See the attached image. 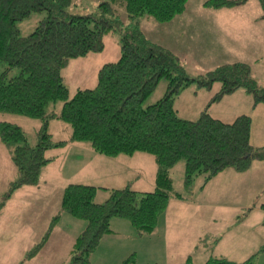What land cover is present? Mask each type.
<instances>
[{"label":"trees","instance_id":"1","mask_svg":"<svg viewBox=\"0 0 264 264\" xmlns=\"http://www.w3.org/2000/svg\"><path fill=\"white\" fill-rule=\"evenodd\" d=\"M264 17V0H258ZM73 0H0V112L39 119L37 141L30 145L17 125L0 121V141L10 145L11 159L18 177L11 181V192L38 183L41 169L52 160L46 152L64 146L54 140L49 121L59 119L71 126L70 140L87 142L101 155L114 157L137 151L153 156L156 163L155 188L139 192L128 186L108 190L104 202H94L97 188L79 183L67 184L61 194L60 209L26 258L34 256L49 239L60 216L66 213L85 221L75 238L67 264H91V253L103 235L109 233L113 217L127 219L138 234L152 232L171 197L183 199L197 177L207 183L225 168L242 172L253 160H264V146L250 142L251 117L237 116L224 122L210 115L208 107L221 97L243 90L253 105H264V84L255 81L247 63L226 62L191 77L179 57L153 42L140 29V18L152 17L169 23L182 14L187 0H103L99 15H73L67 10ZM247 0H205V8L233 7ZM124 7L128 22L116 16ZM35 11H45L35 29L21 36L16 22ZM118 32L120 53L115 61L96 69L93 87H78L72 96L65 84L63 68L71 59L89 57L105 48L104 36ZM88 59V58H87ZM90 63V58L88 59ZM17 68L18 73L9 76ZM160 79L167 80L164 95L155 103L142 106ZM219 88L198 117L180 116L174 107L176 96L191 83ZM61 100V110L50 109ZM183 161V191H174L171 169ZM203 184V185H204ZM2 205V204H1ZM132 255L120 264H133ZM180 264H193L190 258ZM203 264H257L253 256L241 262L210 257Z\"/></svg>","mask_w":264,"mask_h":264},{"label":"rangeland","instance_id":"2","mask_svg":"<svg viewBox=\"0 0 264 264\" xmlns=\"http://www.w3.org/2000/svg\"><path fill=\"white\" fill-rule=\"evenodd\" d=\"M101 1L103 0H73L67 10L73 15H99L98 4ZM204 1L187 0L186 8L180 14L181 16L174 17L167 24L159 23L152 17L144 15L140 18V29L151 41L168 50H170L169 42H171L168 36L174 39L175 33L181 30L179 27L187 31L182 38H176L180 44L178 42L174 45L176 54L172 52L182 59L181 64L191 77H196L226 62L241 61L249 64L252 77L263 85L264 19H258L262 9L259 1L247 0L239 7L224 11L222 16L224 19L230 17L240 23L236 26V30H231L232 33H238L235 36H230L232 42L227 45L223 41L224 48L215 46V40L213 37L211 39L209 22L213 13L211 9L202 5ZM45 15V11H35L17 21L16 27L19 34L21 36L29 35ZM116 16L121 20L122 25H126L129 20L124 7H117ZM192 22L198 24H194L193 29L190 30L187 25ZM248 33H254L255 39L248 41ZM118 39V32H111L104 36L105 48L101 52H93L88 55L89 57H79L68 62L62 73L70 96L78 87L96 85V69L105 62L115 61L119 56ZM248 48L252 50L246 52L245 50ZM87 58H90V63ZM1 69L2 67H0ZM17 73L18 69L15 68L8 75L13 76ZM219 85L220 83L216 82L210 89H206L198 87L193 82L176 96L174 107L181 116L186 117L189 114H186L185 111L191 113L198 107L206 105L216 92V86ZM166 87L167 80L160 79L152 93L143 101L142 106L145 107L159 100L164 95ZM248 96L251 98L249 94ZM190 102L193 104L188 106ZM51 105L50 109L58 113L61 110L62 101L58 100ZM214 105L217 106L218 103ZM186 108L187 110H185ZM194 117L196 118L193 116L192 119ZM0 121H7L19 126L27 136L30 145H34L37 141V129L41 125L39 119L0 112ZM48 131L54 140L71 141L69 136L71 126L64 121L50 120ZM252 142V145L258 146L264 140L254 136ZM9 148L12 149L10 145H5L0 141V264H67L70 257L69 251L78 233L84 229L85 221L61 213V217L45 245L34 256L26 258L27 252L41 241L46 232L51 213L55 211V206H59L62 192L55 187L56 180L44 181L40 174L37 184L22 186L11 192L10 196L4 200L11 181H15L18 177ZM47 152L46 156H48ZM151 156L145 154L139 160L154 173L153 165H156ZM178 162L171 174L173 190L183 191V161ZM250 166L242 172L234 168H225L205 184L202 177H197L190 191L182 192L183 199L172 197L169 199L164 211L165 224L161 220L158 235L137 236L134 240L131 233L135 229L130 225V221L115 217L110 222V229L117 234L108 239L106 236L110 232L103 235L97 245L102 244L99 252L94 250L91 253V264H106V259L110 257L119 260L127 255L133 256V264H173L175 260L172 258L180 255L182 248L192 253L194 264L202 263L205 260V255L200 259L201 262H198L197 254L202 251V242L207 241L208 243L209 241L208 238L199 235L202 228L204 232L212 231L214 236L219 237L220 249L229 253L224 254L227 259H236L241 262L247 257L253 256L255 263L264 264V160H253ZM71 172L73 171H68V173ZM75 177L77 178V176ZM45 200H50V203L47 205ZM104 201L100 195L94 198V202L97 203ZM176 216H180V218H175ZM168 218L170 221L168 230L177 232L169 233L167 237L163 235V231L167 230ZM27 221L28 224H26ZM28 226H31L29 232L26 231ZM245 234L248 235L245 236ZM261 235H263L262 239H256ZM196 238L198 239L197 250L193 247ZM238 238L241 241L246 240L243 246L236 243ZM125 244H128L130 248L119 256L121 247L123 248ZM232 248L236 249V254ZM167 251L172 253V258L167 256ZM213 251H216V247Z\"/></svg>","mask_w":264,"mask_h":264},{"label":"crops","instance_id":"3","mask_svg":"<svg viewBox=\"0 0 264 264\" xmlns=\"http://www.w3.org/2000/svg\"><path fill=\"white\" fill-rule=\"evenodd\" d=\"M239 6H241V5L233 6V7H221V8H215V9L209 8V9H211V11L213 13V15H211L210 22H209L210 30H211L210 36H211V39L213 37V39L215 40V46H217L219 48H224L225 47L224 42L228 45L229 43L232 42L230 40V36H235L236 34H238L237 32H236V34L232 33L231 30H234V29L236 30L237 29L236 26L239 25L240 23L232 20V18H230V17H227V19H224L222 16L224 15V11H226L227 9H233V8L239 7ZM219 13H222V14H219ZM258 19H264L262 9H261L260 15L258 16ZM194 24H198V23L192 22V24L187 25V28H189L190 30L193 29ZM179 28H181V30L178 31L177 33H175L174 39L172 37L168 36L171 39V42H169L170 43L169 49L173 52L175 51L174 45L179 42V41L178 42L176 41V38L177 37L182 38L184 36V33L187 32L182 27H179ZM247 39H248V41L254 40L255 39L254 33H248ZM263 39H264V36H263ZM245 42H247V41H245ZM179 44H180V42H179ZM250 50H252V49L248 48L245 51L249 52ZM179 60L181 61L182 59H180V57H179ZM233 62H236V61H233ZM244 63H246V62H244ZM216 87H217V89H216V91H217L219 86H216ZM215 103H218V105L215 106L214 105ZM215 103L211 104L208 107V112L210 113L211 116H213V117H215L221 121H224V122H232L237 116L242 115V114H247L251 117L250 142H252V139L254 136H258L259 139L264 140V105L263 104L253 105L252 98H249L248 94L245 93L243 90H237L231 94L224 95L223 97H221V99H219ZM220 103H223V105H220ZM192 104L193 103L190 102L188 104V106H190ZM188 106H187V108H188ZM204 106L205 105L198 107L196 109V111H193L191 113L189 111H185V113L189 114V115H186V117L185 116H182V117L188 118V119H192L193 116L197 117ZM187 108L185 110H187ZM236 110H239V111H236ZM178 114L180 115L179 112H178ZM255 118H256V120H255ZM194 119H195V117H194ZM48 126H49V124H48ZM70 135H71V131H70L69 136ZM253 146H255V147L264 146V142L259 143L258 146L257 145H253ZM49 151H51V152H49ZM47 153H48L47 157H51L52 160L50 162H48L41 169V173H40L41 178L44 181L50 180V179L56 180L57 183H55L54 185L61 192L63 191L64 187L69 183H79V184H85V185H92V186H95L97 188L95 198L97 195H100L105 200L108 197V193H109L108 190L114 189V188H122V187L128 186V187H130L134 190H137L139 192H147V191H151L155 188V173L157 170L156 166L153 165V167H154V173H153L152 169H150V170H149V168L147 169L144 166V164L142 162H140V160H139L140 158L143 157V155H145V154L149 155L148 153H145V152L137 151V152L130 154V155L119 154L117 156L110 157V156H104V155H101V154L95 152L93 150V148L90 146V144L87 142L70 141V142H67L62 147H58V148H55L53 150H48ZM151 157L154 160L153 156H151ZM153 160H151V161H153ZM155 165H156V163H155ZM251 165H252V163H251ZM69 170L73 171V172L68 173ZM172 170H173V168L170 171L171 174H172ZM75 176H77V178ZM172 198H174V197H172ZM175 199H177V198H175ZM45 201H46L47 205L50 203V200H45ZM170 201H172V200H170ZM175 201L179 202L181 200H175ZM182 201H184V200H182ZM59 209H60V201H59V206L58 207L55 206V211L53 213H51L50 221H51L52 217L59 212ZM22 217H24V216H22ZM60 217H61V213H60L58 220L60 219ZM114 218L115 217L111 218L110 222ZM175 218H180V216H176ZM24 219L25 218H23V220ZM163 219H165L164 212L159 216L155 229L150 233L138 234L136 229L132 226V224H130L136 231V232L134 231L133 233H131L132 238H134V240H135V238L137 236L158 235L159 231H160L159 230L160 229V223H161V220H163ZM58 220H57V222H58ZM50 221H49V223H50ZM57 222H56V224H57ZM28 223L29 222L27 221L26 224H28ZM163 223L165 224V220H163ZM169 223H170V221L168 218L167 219V230L164 229V231H163V235H165L167 237H168L167 234L177 232V231H169L168 230V229H170ZM30 230H31V226L26 227L27 232H29ZM116 234L117 233L112 232V229H111L110 233L106 236L107 237L106 239H108L109 237H113ZM78 235H79V233H78ZM199 235L201 237L208 238L209 241H208V243H207V241L202 242V244H201L202 251L197 254V258H199L198 262H201L200 259L204 258L203 256L205 255V260L202 261V263H197V264L205 263L210 257H219V258L227 259L226 255H224V254H229V253H226L220 249L221 243L219 244V237H217L216 235L214 236L212 231L209 233L204 232L203 228L199 231ZM246 235H248V234H245V236ZM263 235L257 237L256 239H262ZM240 238H238L236 243L239 244V246H243L244 243L246 242V240L244 239L241 241ZM114 241L116 242V240H114ZM197 243H198V239L196 238V242H194V244H193V247L196 250L198 249ZM232 245L233 244H231V246ZM125 246H127V248H125ZM100 247H102V244H99V246L96 247L95 250L97 253L99 252ZM215 247H216V251H213V249ZM129 248L130 247L128 246V244H125L123 246V248L121 247V252H120L119 256L124 254V252L126 250H128ZM236 249L238 251L239 248L237 247ZM236 249L233 250V248H232V251L234 252V254L237 253ZM130 250H133V249H130ZM230 254H233V253L230 252ZM127 256H129V255H127ZM127 256L122 257L119 260L115 259L116 261L114 260L113 257H110V258L106 259V264L107 263L108 264H119L124 259H126ZM167 256L172 258V253L170 251H167ZM187 258H190L192 263H193L194 257L192 255V253L185 251V249L182 248L181 254L178 255L177 257L172 258L175 260L173 262V264H180L181 262L185 261ZM228 260L238 262L236 259L235 260L228 259Z\"/></svg>","mask_w":264,"mask_h":264}]
</instances>
